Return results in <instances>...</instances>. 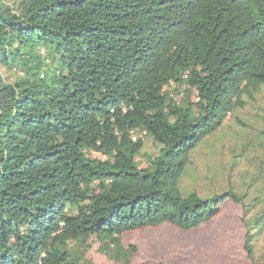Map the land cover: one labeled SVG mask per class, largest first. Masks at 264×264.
Returning <instances> with one entry per match:
<instances>
[{"label":"trees","instance_id":"16d2710c","mask_svg":"<svg viewBox=\"0 0 264 264\" xmlns=\"http://www.w3.org/2000/svg\"><path fill=\"white\" fill-rule=\"evenodd\" d=\"M0 64V264H98L92 236L120 260L124 233L191 231L228 200L254 257L264 208L180 179L264 87V0H0Z\"/></svg>","mask_w":264,"mask_h":264},{"label":"rangeland","instance_id":"374dc122","mask_svg":"<svg viewBox=\"0 0 264 264\" xmlns=\"http://www.w3.org/2000/svg\"><path fill=\"white\" fill-rule=\"evenodd\" d=\"M0 75L9 81L17 76L1 64ZM242 99L244 106L230 113L192 151L180 186L183 193L196 191L202 197L233 187L246 195L251 217L264 208V87ZM143 141L139 160L144 166L145 153H156L158 147L145 135ZM243 216L241 205L228 200L214 220L191 231L164 223L124 233L117 240L123 249L120 260L92 236L87 256L98 264H126L121 258L125 251L130 253V264H264V229L253 230L255 253L251 258L245 249Z\"/></svg>","mask_w":264,"mask_h":264},{"label":"built area","instance_id":"2783aa9c","mask_svg":"<svg viewBox=\"0 0 264 264\" xmlns=\"http://www.w3.org/2000/svg\"><path fill=\"white\" fill-rule=\"evenodd\" d=\"M134 139H136V137H134Z\"/></svg>","mask_w":264,"mask_h":264}]
</instances>
